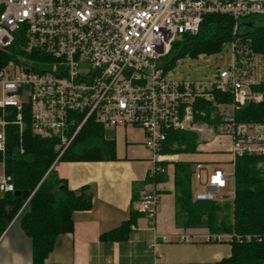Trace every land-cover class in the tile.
Returning <instances> with one entry per match:
<instances>
[{
	"label": "built area",
	"instance_id": "built-area-1",
	"mask_svg": "<svg viewBox=\"0 0 264 264\" xmlns=\"http://www.w3.org/2000/svg\"><path fill=\"white\" fill-rule=\"evenodd\" d=\"M213 14L232 18L237 33L240 21L264 17V0H0V49L11 55L0 68V152L6 149L8 124L24 128L27 108L33 134L57 138L65 148L88 121L106 129H142L153 154L151 175L166 171L161 163L170 157L160 153L161 145L166 134L177 129H208L210 135L228 136L233 167L238 156L264 158V122L246 123L236 117L249 100L261 98L251 88L264 80L261 55L251 54L239 65L232 41V62L213 79L165 77L174 43L196 34L205 17ZM215 91H231L232 102L217 104ZM201 101L219 107L210 114L211 119L220 115L217 127L204 120ZM229 179L230 173L214 169L206 191L194 198L220 197ZM153 185H145L138 206L151 221L160 208ZM0 190H15L4 163ZM229 193L234 195V189ZM232 239L224 233L206 236L208 242ZM179 241L191 237L183 234Z\"/></svg>",
	"mask_w": 264,
	"mask_h": 264
},
{
	"label": "trees",
	"instance_id": "trees-1",
	"mask_svg": "<svg viewBox=\"0 0 264 264\" xmlns=\"http://www.w3.org/2000/svg\"><path fill=\"white\" fill-rule=\"evenodd\" d=\"M253 27L233 32L234 20L226 15L213 14L205 17L200 30L194 35L178 39L167 58V65L189 53L215 54L222 51L227 42H236L238 64L251 54L264 58V17H251ZM241 22V21H240ZM11 55L0 49V68ZM252 90L262 93L259 101L249 100L236 112L238 121L264 122V80L252 85ZM217 104L229 105L233 100L231 91H215ZM206 111L204 120L214 126L219 116L211 119L219 107L211 101H201ZM28 109H25L24 128L8 124L6 149L0 152V163L14 184V191L0 190V238L15 218L21 214L20 227L31 240L33 264H44L53 251L61 234L74 231L73 213L90 209L93 192L88 186L71 189L66 179L54 168L57 161H103L116 159L115 139L106 135L107 129L94 122H86L65 148L57 138H41L33 134ZM10 118H13L11 116ZM200 135L194 130H172L166 134L161 145L162 154H198L201 152ZM166 171L150 173L139 183L143 187L167 179ZM174 164V182L177 218L183 219L184 227L204 226L211 233L233 235L231 254L217 264H261L264 262V158L260 155L238 156L234 163V195L213 200H197L193 197L192 177L201 162L180 159ZM196 167V168H195ZM29 191V200H22L14 192ZM140 211L132 210L129 219L105 232L101 239L119 241L128 239ZM226 242V241H223Z\"/></svg>",
	"mask_w": 264,
	"mask_h": 264
},
{
	"label": "crops",
	"instance_id": "crops-1",
	"mask_svg": "<svg viewBox=\"0 0 264 264\" xmlns=\"http://www.w3.org/2000/svg\"><path fill=\"white\" fill-rule=\"evenodd\" d=\"M108 130L111 131L109 136L115 139L116 159L57 161L54 165L71 189L90 188L93 205L73 213L74 231L58 237L44 264H217L229 257V242H208L206 236L211 232L207 227L186 228L183 219L177 218L174 161H165L168 162L167 179L153 185L160 194V208L155 220L151 221L141 213L128 239H101L105 232L129 219L132 210L139 211L145 189L139 183L154 166L153 154L144 143L142 129L118 126L107 129L106 135ZM224 136L229 140L228 148L223 150L227 153L201 156L206 151L201 144L200 153L185 154L181 159L202 164L214 162L217 164L214 169L222 168L227 172L223 164H233V155L230 153L231 140ZM221 150L213 148L215 152ZM196 193L200 192L193 191V197ZM21 214L0 238V264H33L31 240L20 227ZM183 234L189 235L191 241H179Z\"/></svg>",
	"mask_w": 264,
	"mask_h": 264
},
{
	"label": "rangeland",
	"instance_id": "rangeland-1",
	"mask_svg": "<svg viewBox=\"0 0 264 264\" xmlns=\"http://www.w3.org/2000/svg\"><path fill=\"white\" fill-rule=\"evenodd\" d=\"M233 58L231 42L224 44L222 51L215 54H206L202 57L192 56L189 53L184 54L179 57L175 63L171 66H168L165 73L167 79L172 80H184V81H194V80H206L213 79L217 71L220 69H228ZM167 61V59H166ZM247 88V86H245ZM256 95L261 96L260 99H255L254 101H259L262 99V93L256 92ZM222 108V107H221ZM201 127V126H200ZM203 129V128H202ZM110 130L107 132V136L110 134ZM200 135V145L202 144L206 151L201 153V156L213 155L215 153H227L226 148L229 146V140L224 134L216 133L210 135L208 129H203L197 131ZM219 136V137H217ZM213 148L222 149L219 152L213 151ZM168 155L169 162L175 160H180L182 155L180 154H166ZM2 164L0 163V172L2 171ZM214 162H203L201 167L197 168L193 177H192V189L194 192H204L206 191L205 183L208 176L213 172L215 168ZM228 173H230L229 183L226 189H223L220 195L230 194V191L234 189V169L232 163L223 164ZM200 174L201 178L199 179L198 175Z\"/></svg>",
	"mask_w": 264,
	"mask_h": 264
},
{
	"label": "water",
	"instance_id": "water-1",
	"mask_svg": "<svg viewBox=\"0 0 264 264\" xmlns=\"http://www.w3.org/2000/svg\"><path fill=\"white\" fill-rule=\"evenodd\" d=\"M253 26H254V23L251 21H241L239 22L238 30L240 28H250ZM14 194L22 200H29V197H30V192L27 190L25 191L16 190Z\"/></svg>",
	"mask_w": 264,
	"mask_h": 264
}]
</instances>
